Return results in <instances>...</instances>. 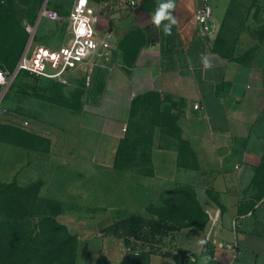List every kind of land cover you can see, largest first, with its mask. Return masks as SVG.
I'll return each instance as SVG.
<instances>
[{"label":"crops","instance_id":"crops-1","mask_svg":"<svg viewBox=\"0 0 264 264\" xmlns=\"http://www.w3.org/2000/svg\"><path fill=\"white\" fill-rule=\"evenodd\" d=\"M202 1L175 0L177 22L169 32L167 21L151 23L160 0L98 15V30L112 35L110 63L81 89L73 154L83 165L114 167L136 99L165 97L179 123L170 150L162 152L171 156V170L161 168L159 176L190 187L206 223L178 229L152 221L144 234L131 221L64 217L60 223L77 240L76 264L101 257L124 264L128 246L144 264H176L180 253L206 255L216 264H264V0H207L213 38L194 21Z\"/></svg>","mask_w":264,"mask_h":264},{"label":"rangeland","instance_id":"rangeland-1","mask_svg":"<svg viewBox=\"0 0 264 264\" xmlns=\"http://www.w3.org/2000/svg\"><path fill=\"white\" fill-rule=\"evenodd\" d=\"M73 1L0 0V70L5 77L13 74L31 37L25 26L35 24L43 5L65 16ZM90 1L98 15L122 7L118 0ZM63 36L62 26L41 21L32 44L58 47ZM74 84L20 74L0 85V222L10 224L24 257L31 255L45 215L59 224L64 217L131 221L142 225L144 234L152 221L173 222L178 229L204 226L207 216L194 191L159 176L161 168L171 170V156L162 152L170 150V137L178 136L176 107L159 94L137 98L117 164L110 169L83 165L74 157L73 141L84 93L80 83ZM6 194L11 203H5ZM175 258L179 264H216L206 255Z\"/></svg>","mask_w":264,"mask_h":264},{"label":"built area","instance_id":"built-area-1","mask_svg":"<svg viewBox=\"0 0 264 264\" xmlns=\"http://www.w3.org/2000/svg\"><path fill=\"white\" fill-rule=\"evenodd\" d=\"M142 0H118L125 8L134 9ZM38 21L33 26L26 25L25 29L31 36V41L22 53L17 66L18 72H25L42 80H49L60 85L76 86L74 82L83 80L89 85L91 74L97 68L107 67L110 63L111 33L104 29L98 30V14L89 0H74L67 15L47 6L39 11ZM194 21L201 31L213 38L216 34L212 8L203 0L194 12ZM41 21L62 26L64 36L58 47H50L33 42L34 33ZM80 75V77L78 76ZM85 76V77H84ZM12 78L7 77L0 70V85H6ZM194 109H198L194 105ZM234 247V244L227 245ZM128 254L139 256V252L126 247Z\"/></svg>","mask_w":264,"mask_h":264},{"label":"trees","instance_id":"trees-1","mask_svg":"<svg viewBox=\"0 0 264 264\" xmlns=\"http://www.w3.org/2000/svg\"><path fill=\"white\" fill-rule=\"evenodd\" d=\"M20 74L29 75L25 72H18L14 78ZM29 76L42 80L32 75ZM77 83L81 84V88L86 86L83 80H78ZM4 199L5 203H11L12 196L6 194ZM39 228V235L32 247L33 251L28 258H25L21 242H18L19 239L14 230L10 228V224L0 222V264H76L77 240L63 224H59L53 216L45 215ZM144 262L145 258L128 254L124 264H144ZM175 263L179 264L178 260H175ZM94 264H109V262L101 257Z\"/></svg>","mask_w":264,"mask_h":264},{"label":"clouds","instance_id":"clouds-1","mask_svg":"<svg viewBox=\"0 0 264 264\" xmlns=\"http://www.w3.org/2000/svg\"><path fill=\"white\" fill-rule=\"evenodd\" d=\"M176 7L175 0H160L158 5L155 7L154 11L150 14L151 23L159 27L162 22L167 21V23L163 24V28L165 32L171 31L172 25L176 24V17L173 14V10ZM204 66H208L207 60L203 61ZM206 241L201 240L200 244L203 245Z\"/></svg>","mask_w":264,"mask_h":264},{"label":"water","instance_id":"water-1","mask_svg":"<svg viewBox=\"0 0 264 264\" xmlns=\"http://www.w3.org/2000/svg\"><path fill=\"white\" fill-rule=\"evenodd\" d=\"M45 6H46V5H43L42 8H44ZM38 19H39V17H37V21H38ZM30 41H31V37H30V39H29V41H28V43H27V45H26L24 51H25L26 48L28 47V44L30 43ZM24 51H23V52H24ZM16 74H17V69L14 70V72H13V74H12V78H11V80L16 76ZM11 80H10V81H11ZM10 81H9V82H10ZM1 98H2V95H1V97H0V100H1Z\"/></svg>","mask_w":264,"mask_h":264}]
</instances>
